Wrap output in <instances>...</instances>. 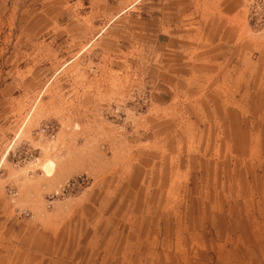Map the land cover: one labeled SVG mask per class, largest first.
I'll list each match as a JSON object with an SVG mask.
<instances>
[{
	"label": "rangeland",
	"instance_id": "rangeland-1",
	"mask_svg": "<svg viewBox=\"0 0 264 264\" xmlns=\"http://www.w3.org/2000/svg\"><path fill=\"white\" fill-rule=\"evenodd\" d=\"M166 1L0 0V264H264L254 0L232 57Z\"/></svg>",
	"mask_w": 264,
	"mask_h": 264
},
{
	"label": "crops",
	"instance_id": "crops-1",
	"mask_svg": "<svg viewBox=\"0 0 264 264\" xmlns=\"http://www.w3.org/2000/svg\"><path fill=\"white\" fill-rule=\"evenodd\" d=\"M181 0H167L166 9L167 12L171 13L168 16L169 22L167 23L168 29L171 35L169 39L168 46L171 47L172 52L184 50L185 42L189 39V33H186L185 27L190 22H186L188 17L191 15L187 13V1L179 2ZM212 1V2H211ZM178 2V3H177ZM200 9H202V14H204V35L207 36L208 41L217 43L216 50H218L219 56L232 57L236 56L238 51V12L239 4L238 0H199L198 1ZM179 13V18L174 16ZM172 20H179L180 22H170ZM177 54V53H176ZM3 211L8 212L9 208L7 204L3 203Z\"/></svg>",
	"mask_w": 264,
	"mask_h": 264
},
{
	"label": "built area",
	"instance_id": "built-area-1",
	"mask_svg": "<svg viewBox=\"0 0 264 264\" xmlns=\"http://www.w3.org/2000/svg\"><path fill=\"white\" fill-rule=\"evenodd\" d=\"M253 27L264 32V0H254L251 4ZM71 185H68L70 188ZM66 190V189H65Z\"/></svg>",
	"mask_w": 264,
	"mask_h": 264
}]
</instances>
